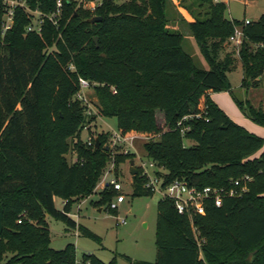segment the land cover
<instances>
[{"label":"trees","instance_id":"trees-1","mask_svg":"<svg viewBox=\"0 0 264 264\" xmlns=\"http://www.w3.org/2000/svg\"><path fill=\"white\" fill-rule=\"evenodd\" d=\"M101 1L91 12L76 0H62L57 24L46 18L37 33L27 30L31 17L22 7L3 31L0 0V264H78L74 243L51 246L47 216L81 229L70 215L74 203L95 192L111 159L119 165L135 158L110 146L108 132L98 133L99 146L96 138L91 144L82 138L99 116L116 117L122 135L148 138L146 156L165 183L182 179L198 188H229L233 180L251 177L241 196L225 197L221 206L206 201L205 212L193 219L178 211L174 199L162 197L156 258L130 261L264 264V138L211 97L230 91L228 72L238 61L243 86L263 84L264 14L249 22L229 19L225 2L194 0L203 9H190L194 20L187 25L208 63L203 69L185 51L183 33L169 29V0ZM28 3L48 14L57 11V0ZM93 16L101 20L91 23ZM236 27L244 34L234 46L238 57H221ZM80 77L95 84L98 114H87L77 97ZM235 101L264 127V107L248 98ZM146 182L134 174V196L154 194ZM100 194L96 206L109 204L117 192L108 184ZM87 262L117 264L116 257L104 261L95 253L83 254L81 264Z\"/></svg>","mask_w":264,"mask_h":264},{"label":"rangeland","instance_id":"rangeland-1","mask_svg":"<svg viewBox=\"0 0 264 264\" xmlns=\"http://www.w3.org/2000/svg\"><path fill=\"white\" fill-rule=\"evenodd\" d=\"M77 6H81L91 12H94L97 5L101 4V0H76ZM121 2L123 0H116ZM168 3V17L169 29L171 31H180L184 35L183 47L185 51L192 57L194 63L199 68L207 69L208 63L202 53L195 38L189 31L187 23L194 20L190 9L197 12L203 8H198L194 0H169ZM232 10L234 15L238 18L245 17V6L239 1L232 2ZM255 9L247 11L246 17L250 16L251 20ZM227 16H230L229 10ZM234 44L227 42L225 48L221 52V57L227 53H234L238 57L237 50L234 49ZM228 78L231 85L230 91H221L215 95L216 100L221 104L231 106L233 111V118L236 116H244L248 118L244 112L237 105L235 98L244 100L250 99L255 106L264 107V82L261 86H243L242 81L244 72L241 61L237 62V66L228 72ZM95 85V84H93ZM90 85L86 88L82 100L86 107V112L89 115L98 114V97L95 92V87ZM249 119V118H248ZM252 122V120L250 119ZM257 127H261L255 122H252ZM257 128L253 133L264 138V131ZM100 132H108L109 145L115 146L113 136L117 130L116 117H102L99 116L97 120L87 125L83 130V139H94ZM146 136L138 135L131 143L124 142L116 144L121 147L122 152H133L135 158L134 164H131V159L127 158L119 165H114L111 161L108 163L101 177L100 183L95 192L85 200H79L74 203L72 207V218L78 221V226L81 229L72 228L65 222L55 219L52 216H47L49 228L51 232V246L55 249H62L68 243H74L76 246V254L78 264L84 253H95L102 260L109 261L116 257L117 264H134L127 257L133 261L145 260L154 261L156 258L157 248L156 240V221H157V204L162 199L160 192H154L152 196H134V174L132 168L135 167L137 172L144 176L145 165L150 161L146 156L144 143L147 141ZM186 145L193 144V141L185 140ZM110 170V177L116 178L123 186L122 193L125 194V202L119 205L116 212L110 211L108 204L96 206L95 202L101 197L103 190L102 180L106 172ZM115 195L113 199H115ZM84 200V201H83ZM62 199L57 197V206L59 209L63 208ZM101 209V210H100ZM76 214V215H74ZM122 217L126 218L125 223H120ZM90 233V235H89ZM11 257L10 254L6 258Z\"/></svg>","mask_w":264,"mask_h":264},{"label":"built area","instance_id":"built-area-1","mask_svg":"<svg viewBox=\"0 0 264 264\" xmlns=\"http://www.w3.org/2000/svg\"><path fill=\"white\" fill-rule=\"evenodd\" d=\"M1 1L5 8L2 23L3 31L12 27L15 9L18 7L24 8L26 12L30 14L31 21L27 26V30L37 33H41L42 26L46 18H49L54 24H57V17L61 14L62 0H57V11L52 14L45 13L39 8H32L28 3V0ZM246 22H249V20H246ZM229 41L237 47L243 43L244 34L240 27L235 28V32L230 36ZM90 85L91 84L87 79L80 77V90L77 93V97L79 99L84 100L83 93L86 88L90 87ZM190 117L192 116H184V119H188ZM182 123L183 120H181L178 125H182ZM136 137H138V135H122L120 132H116L113 136V140L116 145L124 142L131 143ZM88 142L91 144L92 140L88 139ZM157 171L158 166L152 160L145 165L144 176L147 178L146 187L151 191L160 192L163 197L174 199L178 211L180 213L188 214L191 219H193L195 215L205 212L206 201H212L216 206H221L225 197L241 196L245 191H247V182L251 180L250 176H244L241 179L233 180L229 188L213 186L198 188L190 186L182 179H174L169 183H165V178L161 174H158ZM110 173V170L106 172L102 183L103 187L111 184L112 188L116 190V197L109 202L108 207L110 210H118L119 205L125 202L126 196L122 193V184L116 178H109ZM125 222L126 218L122 217L120 223ZM86 264H89V262Z\"/></svg>","mask_w":264,"mask_h":264},{"label":"crops","instance_id":"crops-1","mask_svg":"<svg viewBox=\"0 0 264 264\" xmlns=\"http://www.w3.org/2000/svg\"><path fill=\"white\" fill-rule=\"evenodd\" d=\"M218 1H223L227 4V11H226V17L229 18V19H239V20H251L250 19V16L249 17H246L247 15V11L250 9H255V14L253 17H255L254 19H258L262 14H264V0H218ZM236 2V1H239L240 3H242L246 8H245V17L244 18H238L236 15H234L233 13V10H232V2ZM229 10V14L230 16H227V12ZM225 92V91H224ZM218 92H214L211 94V97L212 99L217 102V104L237 123H239L240 125L244 126L245 128H247L249 131L253 132L254 130H256L257 128H263L262 130L264 131V127L261 126V127H257L256 125H254L250 119L244 117V116H236L237 118H233L229 112L233 111L232 107L229 105L227 106L226 104H221L219 103L216 98H215V95L217 94ZM256 124V123H255ZM260 129V130H261ZM261 150L258 151L255 155L258 156L260 154ZM99 185V184H98ZM57 198L55 199V203H56V206H57V202H56ZM85 200V199H84ZM83 200V201H84ZM63 203V201H62ZM58 207V206H57ZM59 208V207H58ZM72 216V213L70 214ZM76 215V214H74ZM77 224H78V221L76 220Z\"/></svg>","mask_w":264,"mask_h":264},{"label":"water","instance_id":"water-1","mask_svg":"<svg viewBox=\"0 0 264 264\" xmlns=\"http://www.w3.org/2000/svg\"><path fill=\"white\" fill-rule=\"evenodd\" d=\"M101 20V17L100 16H93L92 18H90L89 19V21L91 22V23H94V22H96V21H100ZM95 41L97 42L98 41V38L97 37H95ZM96 146H99L100 144H99V139H98V137H96ZM131 164L133 165L134 164V161L132 160L131 161ZM132 173L133 174H136L137 173V169L135 168V167H133L132 168ZM101 210V209H100Z\"/></svg>","mask_w":264,"mask_h":264}]
</instances>
